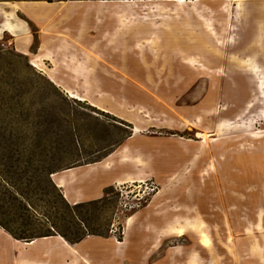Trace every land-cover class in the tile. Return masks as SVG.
Here are the masks:
<instances>
[{"label": "rangeland", "instance_id": "374dc122", "mask_svg": "<svg viewBox=\"0 0 264 264\" xmlns=\"http://www.w3.org/2000/svg\"><path fill=\"white\" fill-rule=\"evenodd\" d=\"M69 1L77 2L72 21ZM99 1L0 0V27L9 13L27 22L28 51L44 46L59 62L47 63L53 81L31 65L21 40L0 35V236L29 243L56 230L79 242L57 235L18 245L0 264L41 247L29 264H85V257L92 264H186L194 252L200 264H264V25L263 38L254 39L264 0H245L240 18L236 10L228 24L218 12L222 0H201L222 23L224 50L192 14L118 36L115 17ZM145 39L155 42L156 58L135 49ZM180 52L212 72L189 69ZM71 54L93 56L88 85L66 70ZM198 131L208 135L203 152ZM125 149L142 167L121 162ZM59 167L64 188L50 175ZM131 177L143 183L117 184ZM198 215L209 226L211 249L193 234L158 240L175 217Z\"/></svg>", "mask_w": 264, "mask_h": 264}, {"label": "bare ground", "instance_id": "6f19581e", "mask_svg": "<svg viewBox=\"0 0 264 264\" xmlns=\"http://www.w3.org/2000/svg\"><path fill=\"white\" fill-rule=\"evenodd\" d=\"M247 1L245 0H222V3L219 6L218 12L225 14L226 23L231 22L232 18H234V13L237 10L239 13L237 15L240 18V12L245 8L244 4ZM99 4L101 5L103 10L111 13L116 21L117 27L115 28V34L120 36L123 34V31L127 32L128 29H138L141 27L143 22L149 23L151 27L157 29L160 27V24H166L167 22H172L175 19H179L182 14L183 16H190L192 14L195 16L203 29L206 30L213 39L217 41V44L222 50L226 49V40L221 36V33L218 31V26H221L222 23H219L217 19V15L215 11L206 3H203L201 0H165V1H152V0H122V1H105L100 0ZM5 5L10 6L12 8H17V6L5 3ZM110 5V6H109ZM142 5V6H141ZM43 6L47 7L49 5L43 4ZM51 7V6H50ZM142 8L143 13L139 14L136 12V9ZM264 7V6H263ZM6 23L4 27H0V35L2 32H6L17 40H21L25 46V54L30 57V63L32 66L37 68L38 70L44 72L51 80L55 81V74L51 69L47 67V63H50L55 68L59 67V62L57 60L56 54L46 49L44 46H41L38 54H32L28 51L27 47L31 43V29L27 22L20 20L15 21L14 17L9 14H5ZM260 28H262L263 24L260 22L257 23ZM124 35V34H123ZM264 42V39L261 40ZM68 42L65 41L62 44L63 49H68ZM139 52H143V50H148L149 53L157 57V49L155 47V42L151 39H145L143 43L137 42L135 47ZM180 55L183 56V64L191 70H196L200 72H212V70L207 66L203 61L190 56L184 52H180ZM92 59V60H91ZM93 61V56L87 54L84 60H81L76 54H71L66 57V63L64 64L66 70H68L75 79L80 81H84L88 85L89 78L93 75L94 69L91 62ZM255 67L256 65H252ZM222 69L214 70L218 76L222 75ZM260 82H264V77H259ZM72 98L80 99L83 101H87L86 98L80 96L78 93H72ZM96 106V104H93ZM99 108V107H98ZM141 113V111H140ZM187 120V119H186ZM199 120L193 122L192 128L198 129ZM140 130H138L139 132ZM264 134V132L259 133ZM195 137L200 142V152L205 151L208 144V135L198 131L195 134ZM257 138H261L256 136ZM126 150L121 154V162L122 163H132L136 164L138 167H142L141 159L139 157H134L126 153ZM109 165H107V169H110ZM53 180L57 184L59 188H64L66 186L65 182L59 179L58 174L52 175ZM143 183L141 179L135 178H127L125 180H119L117 182L118 185H125L128 183ZM68 195H66V198ZM260 216L263 214L260 211ZM260 217V221H261ZM134 217H131L127 220L126 226L127 228H131L134 223ZM258 228L261 229V224L258 225ZM209 226L204 218L201 215L196 217H175L173 220V224H167L163 229L159 231V241L166 238H183L189 234H193L197 239L199 244L206 248L211 249L213 245V239L209 232ZM36 241L30 243V245H35ZM119 246L123 245V243L118 242ZM124 246V245H123ZM157 246L155 245L154 248ZM85 264H92V262L88 258H84ZM186 264H200L198 259V254L196 252L192 253V255L186 261Z\"/></svg>", "mask_w": 264, "mask_h": 264}, {"label": "crops", "instance_id": "0c3cea01", "mask_svg": "<svg viewBox=\"0 0 264 264\" xmlns=\"http://www.w3.org/2000/svg\"><path fill=\"white\" fill-rule=\"evenodd\" d=\"M105 1H113V0H105ZM75 3H77V2H71V1H69V3H66L65 2V5H68L69 4L67 7H69L70 8L69 11H71L70 12V19H69L70 21H72V19H74V17H76V14H75L76 12L74 10L77 9V4H75ZM47 4H49L51 7H53L56 3H52L51 2V3H47ZM74 4L76 6H75V8H73L74 9L73 10L72 9V7H73L72 5H74ZM73 11H74V13H73ZM250 12H252V11H249L247 13V15H246L247 18L250 17V15H251ZM240 16H241V14H240ZM61 17H63V15H61ZM251 19H253V18H251ZM258 22H260L261 24L264 25V19H257V21L255 23L256 24V34H255V38L254 39L257 42H258L259 38H263V36H261V34H259L261 32H259V29H258V24H257ZM44 34H46V33L44 32ZM252 34L254 35V32ZM245 57H246V59H245L246 61H248V62L252 61L250 63V65L251 64L252 65H256V64H254L255 57L253 55H250V52L247 51V50H246V56ZM257 65L260 66V64H257ZM62 194L66 198V191H62ZM76 203H78V202H75V204ZM8 236H9V238L5 237L6 239L4 237L0 236V262H7V260H9V257L12 256L14 254V252H17L18 251L17 250L18 247H19L18 245H25V246L31 247V246L37 245L39 243V241H41V240H49V241H51V240H55L57 238L56 236H54V237H49V238H43V239L35 240L36 241V244L35 245H30V243L33 242V241H30L29 243H23V242H25L24 240L16 239L11 234H8ZM3 243H4V245H3ZM32 250L35 251V255H31L30 254V251L27 252V254L29 256H25V255H23V256H20V255L19 256H16V255H14L15 256V259L17 260V262L15 264H29V261H32V262L34 261L35 263H37V260H38L37 258H40V255H42L41 253H44L45 252L44 251L45 248H44V250H42V247H41V250H35V249H32ZM18 257H19V260H18Z\"/></svg>", "mask_w": 264, "mask_h": 264}, {"label": "trees", "instance_id": "16d2710c", "mask_svg": "<svg viewBox=\"0 0 264 264\" xmlns=\"http://www.w3.org/2000/svg\"><path fill=\"white\" fill-rule=\"evenodd\" d=\"M56 173H60V167L51 170L50 175L52 176V175H54V174H56ZM53 185H54V184H53ZM55 186H56V185H55ZM55 186H54V187H55ZM55 188H57V186H56ZM57 189H58V188H57ZM60 195H61L62 198L64 197V196L62 195V193H60ZM63 200H64V202L66 201L65 198H63ZM79 205H81V204H77V205H75V206H79ZM1 226H2V225H1ZM55 232H56V230H55L54 232H49V234H47V235H45V236H42V237H39V238H49V237H54V236L60 235V236H62L63 238H65L67 241H69V243H71V244H73V245L79 243V242H77V241H76V242H75V241H71V240H69L66 236H64V235H62V234H60V233H55ZM11 235H12L13 237H15L13 234H11ZM15 238L18 239L17 237H15ZM85 238H86V236L83 237V238H81L80 241H83ZM19 240H20V239H19Z\"/></svg>", "mask_w": 264, "mask_h": 264}]
</instances>
